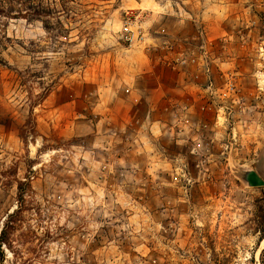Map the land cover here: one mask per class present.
<instances>
[{
    "label": "rangeland",
    "instance_id": "1",
    "mask_svg": "<svg viewBox=\"0 0 264 264\" xmlns=\"http://www.w3.org/2000/svg\"><path fill=\"white\" fill-rule=\"evenodd\" d=\"M21 3L0 15L5 264H264V0Z\"/></svg>",
    "mask_w": 264,
    "mask_h": 264
},
{
    "label": "trees",
    "instance_id": "2",
    "mask_svg": "<svg viewBox=\"0 0 264 264\" xmlns=\"http://www.w3.org/2000/svg\"><path fill=\"white\" fill-rule=\"evenodd\" d=\"M15 4L21 5V0H0V15L13 13ZM8 17V16H6ZM6 228H3L0 234V264H5V254L3 251V245L7 243Z\"/></svg>",
    "mask_w": 264,
    "mask_h": 264
},
{
    "label": "water",
    "instance_id": "3",
    "mask_svg": "<svg viewBox=\"0 0 264 264\" xmlns=\"http://www.w3.org/2000/svg\"><path fill=\"white\" fill-rule=\"evenodd\" d=\"M244 180L250 187H264V180L256 171H247L244 175Z\"/></svg>",
    "mask_w": 264,
    "mask_h": 264
},
{
    "label": "built area",
    "instance_id": "4",
    "mask_svg": "<svg viewBox=\"0 0 264 264\" xmlns=\"http://www.w3.org/2000/svg\"><path fill=\"white\" fill-rule=\"evenodd\" d=\"M131 28L130 27H125V32H130ZM233 89V88H232Z\"/></svg>",
    "mask_w": 264,
    "mask_h": 264
}]
</instances>
